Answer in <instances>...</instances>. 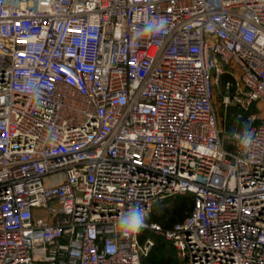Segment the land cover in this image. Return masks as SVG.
I'll use <instances>...</instances> for the list:
<instances>
[{"label": "built area", "instance_id": "2783aa9c", "mask_svg": "<svg viewBox=\"0 0 264 264\" xmlns=\"http://www.w3.org/2000/svg\"><path fill=\"white\" fill-rule=\"evenodd\" d=\"M179 195L182 221H151ZM150 233L264 264V0H0V264H143Z\"/></svg>", "mask_w": 264, "mask_h": 264}, {"label": "trees", "instance_id": "16d2710c", "mask_svg": "<svg viewBox=\"0 0 264 264\" xmlns=\"http://www.w3.org/2000/svg\"><path fill=\"white\" fill-rule=\"evenodd\" d=\"M192 210V200L190 195H179L159 201L151 215V221L160 223L165 228H170L176 222L182 221ZM155 245L147 257L143 259V264H185L173 254H167V242L157 234H151ZM174 250V249H173Z\"/></svg>", "mask_w": 264, "mask_h": 264}, {"label": "clouds", "instance_id": "9594fccd", "mask_svg": "<svg viewBox=\"0 0 264 264\" xmlns=\"http://www.w3.org/2000/svg\"><path fill=\"white\" fill-rule=\"evenodd\" d=\"M168 23L166 17H159L154 24L146 26V31H155L159 33L163 31L164 26ZM251 137L241 136L240 146L243 148L250 147ZM146 211L139 206L130 207L121 217L119 221V234L121 237L127 238L135 234H138L141 229L146 227ZM109 251H115V245H113Z\"/></svg>", "mask_w": 264, "mask_h": 264}, {"label": "rangeland", "instance_id": "374dc122", "mask_svg": "<svg viewBox=\"0 0 264 264\" xmlns=\"http://www.w3.org/2000/svg\"><path fill=\"white\" fill-rule=\"evenodd\" d=\"M222 96V85H219L215 91V110L218 115L219 128L224 132V134H229L233 133L237 128L236 118L239 111L236 108L226 109L222 104ZM173 249L172 245L167 243V254H173L174 257L178 259L177 253Z\"/></svg>", "mask_w": 264, "mask_h": 264}]
</instances>
